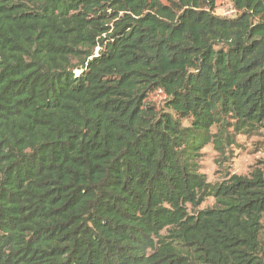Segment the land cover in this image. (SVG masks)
Returning <instances> with one entry per match:
<instances>
[{"label":"trees","instance_id":"obj_1","mask_svg":"<svg viewBox=\"0 0 264 264\" xmlns=\"http://www.w3.org/2000/svg\"><path fill=\"white\" fill-rule=\"evenodd\" d=\"M232 2L0 0V264H264V170L200 166L264 131V0Z\"/></svg>","mask_w":264,"mask_h":264},{"label":"rangeland","instance_id":"obj_2","mask_svg":"<svg viewBox=\"0 0 264 264\" xmlns=\"http://www.w3.org/2000/svg\"><path fill=\"white\" fill-rule=\"evenodd\" d=\"M214 12L221 17H235L238 14L232 0H216ZM165 98L161 90L150 96L152 103L161 109L165 107ZM184 124H189V121L185 120ZM200 166L201 172L212 184L222 182L231 174L249 176L256 169L264 170V131L253 136L237 135L236 144L229 146L224 155H220L213 144H208L202 150ZM215 203V197L210 196L199 209L212 207Z\"/></svg>","mask_w":264,"mask_h":264}]
</instances>
